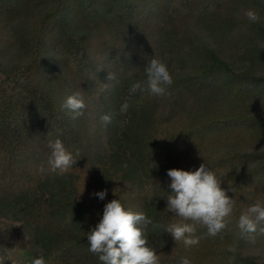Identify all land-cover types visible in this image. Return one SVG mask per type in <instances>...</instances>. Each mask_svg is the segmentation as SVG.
Masks as SVG:
<instances>
[{
    "label": "trees",
    "instance_id": "trees-1",
    "mask_svg": "<svg viewBox=\"0 0 264 264\" xmlns=\"http://www.w3.org/2000/svg\"><path fill=\"white\" fill-rule=\"evenodd\" d=\"M0 25L11 33L0 52V264H102L85 233L104 206L178 222L165 211L167 171L202 163L234 201L226 230L199 229L186 249L147 225L149 246L161 264H261L246 249L264 235L237 223L264 206V0H0ZM154 57L172 76L166 95L130 93ZM76 92L86 107L73 119L62 105ZM56 138L77 160L64 174L48 171Z\"/></svg>",
    "mask_w": 264,
    "mask_h": 264
},
{
    "label": "clouds",
    "instance_id": "clouds-1",
    "mask_svg": "<svg viewBox=\"0 0 264 264\" xmlns=\"http://www.w3.org/2000/svg\"><path fill=\"white\" fill-rule=\"evenodd\" d=\"M245 15L253 23L259 20L258 13L253 9H248ZM145 74L146 80L133 83L130 93L140 91L154 96L166 95V86L173 83L167 65L154 57L145 66ZM115 78L114 73H108L107 81ZM108 87V83H103L101 90ZM62 107L69 109L75 119L83 115L86 105L81 94L76 92L66 98ZM128 108L127 102L122 104L121 113L127 112ZM111 118L110 114H105L101 120L107 124L111 123ZM48 148V171L64 174L76 164L75 156L61 139L49 140ZM75 155H79L78 149ZM39 171L44 172V167L41 166ZM167 175L171 179V191L166 197L165 211L173 213L178 222L169 225L156 223L145 213L125 209L119 199H113L104 206L99 223L85 233L89 251L96 254L102 264H161L159 255L149 246L144 235L143 228L147 225H152L153 230L167 231L176 242H182L186 249L199 244V229H206V234L211 237L226 230L228 218L234 210V201L221 187L222 181L205 163L195 171L169 169ZM94 195L103 200L107 189ZM237 226L242 234L264 235V206L259 202L250 206L239 216ZM229 250L235 252V249ZM32 264L46 262L43 257H39ZM178 264H191V261L187 257H181Z\"/></svg>",
    "mask_w": 264,
    "mask_h": 264
},
{
    "label": "rangeland",
    "instance_id": "rangeland-1",
    "mask_svg": "<svg viewBox=\"0 0 264 264\" xmlns=\"http://www.w3.org/2000/svg\"><path fill=\"white\" fill-rule=\"evenodd\" d=\"M0 26H1L0 27V52H2L5 43L11 37V33L8 27L2 26V25ZM4 61L7 63V58H5ZM258 73L264 75V68L259 69ZM79 92H81V90ZM246 252L248 255H254L258 257L261 264H264V247L258 248V247L250 246L246 249ZM189 260H192L191 264H203L200 262V260L195 259L194 257L190 258ZM205 264H208V263H205Z\"/></svg>",
    "mask_w": 264,
    "mask_h": 264
}]
</instances>
